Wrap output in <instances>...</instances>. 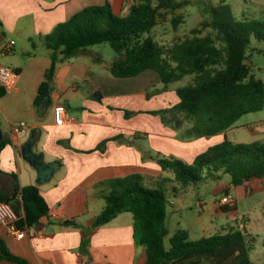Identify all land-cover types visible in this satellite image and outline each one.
I'll list each match as a JSON object with an SVG mask.
<instances>
[{"label":"crops","instance_id":"1","mask_svg":"<svg viewBox=\"0 0 264 264\" xmlns=\"http://www.w3.org/2000/svg\"><path fill=\"white\" fill-rule=\"evenodd\" d=\"M107 1L116 14L125 12L128 4V0H0V63L19 73L12 89L0 88V140L10 141L0 153V192L11 193L14 174L21 187L36 185L49 207V215L26 229L21 239L0 228V237L8 249L29 264H144V251L133 241L129 213H123V217L120 214L109 224L93 230L88 256L78 252L81 230L61 223L74 220L83 227L91 226L105 205L97 187L103 180L138 173L143 176L145 186L154 188L163 178L173 179L154 159L143 158L144 152L150 151L151 155L158 152L192 163L198 154L220 143L224 134L229 139L231 127L221 134L179 140L177 133L165 126L159 116L145 113L176 105L179 99L175 90H162V85L155 88L150 98L146 97L149 93L146 87L114 90L117 78L90 66L97 62V56L87 54L89 47L57 64L50 105L38 117L33 102L51 61L46 36L84 7ZM11 42L9 51L3 53L5 45ZM94 92H101L100 102L91 97ZM57 104L66 109L62 125L54 121L53 108ZM124 110L134 114L125 118ZM262 131L264 125L251 130L255 134ZM117 135H123L129 143L109 140ZM104 140L107 142L103 150H97ZM25 145L29 147L23 154ZM31 155L44 164L59 162L60 165L48 179L40 181L37 169L27 158ZM255 181V189L264 192V178ZM174 186L176 183L172 182L166 186L167 193L169 189L172 191L166 209L168 242L179 229L187 231L191 240L236 230L224 213L236 208L237 202L233 207L221 205V197L214 198L208 208L204 200H197L195 206L201 214L186 216L185 224L184 196L180 189L173 191ZM227 191L234 200L230 188ZM170 224L177 227H168ZM245 233L254 244L250 233Z\"/></svg>","mask_w":264,"mask_h":264},{"label":"trees","instance_id":"2","mask_svg":"<svg viewBox=\"0 0 264 264\" xmlns=\"http://www.w3.org/2000/svg\"><path fill=\"white\" fill-rule=\"evenodd\" d=\"M191 0H128V8L121 14L113 12L108 1L103 5L84 7L67 21L60 23L46 36V46L51 61L39 85L33 105L41 117L50 105L51 82L57 64L76 56L87 47L108 43L116 54L110 74L119 79L134 78L145 71L157 74L162 90L186 76H192L190 84L175 88L178 103L170 108L149 110L145 113L159 116L165 126L175 132L179 140H191L224 133L242 116L259 112L264 106V81L256 79L247 53L251 40L264 42V19L239 18L226 0L207 4L204 13L207 27L212 33L200 36V28L192 30V36L161 48L150 33L158 24L162 13H174L189 6ZM179 19H172L176 29ZM152 94L147 93L150 98ZM91 97L101 101V92ZM134 111L124 110L125 118ZM183 114L187 124L179 119ZM179 121L178 125L176 122ZM185 124V125H184ZM185 128L182 130V128ZM109 140L129 143L123 135ZM107 140L97 146L102 151ZM0 140V153L9 144ZM37 169L39 180L48 179L59 167V162L44 164L36 155L27 157ZM143 158L154 159L162 170L173 173V179L163 178L154 188L144 185L141 174L110 178L97 184L99 196L105 205L93 219L90 227L76 221L61 224L81 230L78 252L89 255L90 236L97 227L109 224L118 215H132L134 243L144 251V264H251L252 239L241 230H230L191 240L187 231L179 229L168 235L166 186L198 185L206 179L230 176V186L238 187L264 178V142L234 143L224 134V139L198 154L192 163L160 153H143ZM13 185L9 195L0 192V201L11 205L18 216L17 228L26 230L39 224L49 215V207L36 185L21 187L12 174ZM173 191H177L173 187ZM29 264L14 255L0 237V263Z\"/></svg>","mask_w":264,"mask_h":264},{"label":"rangeland","instance_id":"3","mask_svg":"<svg viewBox=\"0 0 264 264\" xmlns=\"http://www.w3.org/2000/svg\"><path fill=\"white\" fill-rule=\"evenodd\" d=\"M219 1L220 0H191L189 6L182 7L174 13H162L159 16L158 24L150 33L151 37L161 48H170L174 43L191 37V32L194 28L201 29L202 33L200 36L212 33L207 27V16L204 13V7L210 3L217 4ZM226 3L232 7L235 15L239 18L264 19V0H226ZM127 8L128 4L125 5V11ZM175 17L179 19L176 29L172 26V19ZM89 49L87 54L92 53L94 57L97 56V62L90 66L101 74L113 77L109 69L117 56L109 44L103 43L90 46ZM247 56V64L250 65L255 78L264 81V42L252 39ZM191 82L192 76H186L181 81L174 82L167 86L166 90H175V88L190 84ZM100 83L102 84L103 81L100 80ZM139 86L146 87L149 93L153 94L155 88L161 87L162 84L155 72L145 71L134 79L117 78L114 84V90H123L129 87ZM179 119L187 124L183 114H179ZM176 123L178 125L180 124L179 121ZM259 125H264V106L259 112L242 116L234 126L230 128V141L244 144L251 142L263 143L264 131L258 134L251 132V130ZM184 129L183 127L182 130ZM169 172L173 175L171 171ZM218 177L219 178L216 179H206L198 185L190 184L187 186H180L176 184L177 190L180 189L181 195L184 196L182 200L185 207L183 222L187 224L186 216L190 218L191 215L201 214L200 210L195 206L197 200H204L208 208L213 203L214 198H219L222 194H226L228 192L227 190L230 188V192L234 198L233 206L237 202L236 208H231L227 213H219L225 214L231 227H235L236 229L239 228L242 231L250 233L254 239V248L250 252L251 264H262L264 259V246L262 245V240H264V192L255 189V180L247 182L243 187L241 186L234 190V188L230 186V176L228 174H220ZM147 185L149 186V184ZM170 193H172L171 189H169L167 194ZM171 196V199L174 200L173 195ZM123 216H125V214L120 215V217ZM202 221L205 222V218H203ZM168 227L177 226L170 224ZM164 244L166 248L169 247L167 239H165Z\"/></svg>","mask_w":264,"mask_h":264},{"label":"built area","instance_id":"4","mask_svg":"<svg viewBox=\"0 0 264 264\" xmlns=\"http://www.w3.org/2000/svg\"><path fill=\"white\" fill-rule=\"evenodd\" d=\"M13 42L9 45H5L2 52L7 53L12 46ZM19 78V73L16 69L5 66L0 63V88L3 90L12 89ZM66 109L62 104H57L53 108L54 121L57 125L65 123ZM20 127H24V123H20ZM219 203L221 205H233V199L231 196L224 194L221 196ZM200 206V203L198 204ZM18 216L10 204L0 201V228L6 231V234L12 235L17 239H21L25 236V230L17 228Z\"/></svg>","mask_w":264,"mask_h":264},{"label":"water","instance_id":"5","mask_svg":"<svg viewBox=\"0 0 264 264\" xmlns=\"http://www.w3.org/2000/svg\"><path fill=\"white\" fill-rule=\"evenodd\" d=\"M0 138H1V135H0ZM28 147H29V145H25V147H23V149H22L23 154H25L26 148H28ZM29 161L31 162V160H29Z\"/></svg>","mask_w":264,"mask_h":264}]
</instances>
